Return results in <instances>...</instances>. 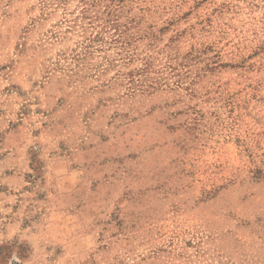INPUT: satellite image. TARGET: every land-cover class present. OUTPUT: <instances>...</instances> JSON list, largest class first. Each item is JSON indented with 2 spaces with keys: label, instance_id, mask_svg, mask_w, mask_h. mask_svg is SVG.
<instances>
[{
  "label": "rangeland",
  "instance_id": "374dc122",
  "mask_svg": "<svg viewBox=\"0 0 264 264\" xmlns=\"http://www.w3.org/2000/svg\"><path fill=\"white\" fill-rule=\"evenodd\" d=\"M0 264H264V0H0Z\"/></svg>",
  "mask_w": 264,
  "mask_h": 264
}]
</instances>
